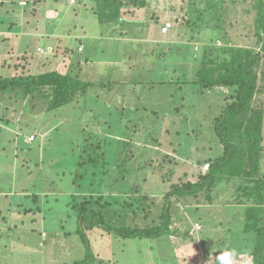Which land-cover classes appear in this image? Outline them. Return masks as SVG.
<instances>
[{"label": "rangeland", "instance_id": "rangeland-1", "mask_svg": "<svg viewBox=\"0 0 264 264\" xmlns=\"http://www.w3.org/2000/svg\"><path fill=\"white\" fill-rule=\"evenodd\" d=\"M19 1L0 0V37L16 34L0 39V76L57 71L72 74L77 84L67 85L70 102L58 109L43 110L41 96L34 102L20 97L19 105L10 95L9 102L0 103V264H73L86 254L81 237L73 233L78 227L74 203L112 217L114 225L157 224L167 193L197 182L222 154L213 123L227 89H199L184 82L199 78L205 47L217 53L228 45L259 50L256 0H221L226 11L215 32L224 37L208 44L201 40L213 27L203 24L200 33H193L190 9L195 5L208 10L205 17L214 16L217 0H147L144 7L125 6L119 22L129 21L127 27L112 19L99 21L101 0H74L73 5L70 0ZM10 24L11 31L6 29ZM133 34L139 41L130 46ZM192 34L198 39L189 44ZM26 36L35 51L28 52L33 53L28 63L18 47ZM257 70L264 88V55ZM46 93L52 95L47 88ZM254 100L264 105V89ZM96 140L105 150L99 164L91 163L89 155L88 143ZM257 177L264 179V159ZM247 184L255 185L224 180L186 197L171 196L170 230L182 233L194 224L187 239L175 235L188 243L174 248L175 257L171 252L167 256L162 245L163 260L217 264L215 256L227 249L222 245L233 235L226 240L227 232L242 229L243 208L251 204L241 190ZM65 231H71L68 238L61 236ZM88 236L94 253L102 249L120 264H149L155 255L148 254L150 245L145 244L155 246L149 238L124 245L114 235L112 243L91 231ZM247 237L238 232L235 239L243 245ZM202 240L211 245L205 249ZM239 250L235 263L246 258Z\"/></svg>", "mask_w": 264, "mask_h": 264}, {"label": "trees", "instance_id": "trees-1", "mask_svg": "<svg viewBox=\"0 0 264 264\" xmlns=\"http://www.w3.org/2000/svg\"><path fill=\"white\" fill-rule=\"evenodd\" d=\"M146 4L147 0H101L98 15L99 21H108L112 19L115 21V24H121V27H127L130 24L129 21L121 20V22H119V18L121 14H123L122 9L125 6L144 7ZM222 5L223 2L217 0L214 5V8H216L214 16L210 15L209 17L204 16V13L208 12L207 9H203L202 11V8L195 5L190 9L193 24H189V26L192 27V29L194 28V30H192L193 33H200L198 29L203 24L207 26L211 25L213 27V30L209 31V37L201 40V42L208 44L209 42H215L217 38L224 37L222 34L217 36L218 33L215 32L221 28L222 22L219 18H221L226 11L225 8L221 7ZM256 10L255 35L257 37L256 44L259 45V50L242 46L236 48L228 45L222 46L223 48L220 47L217 53L214 47H211L210 49L205 47L204 56L199 60V63L201 64L198 73L199 78L192 82H184L185 84L191 83L199 89H212L216 86L227 89L228 94L227 96L225 95L226 102L213 123L214 133L220 144L223 146L222 154L217 156L209 164L206 173L199 175L197 182H188L182 187L174 185L175 187L166 195L167 202H164L161 207L159 213L160 221H158L157 224L150 225L148 223L142 227L137 225L132 226V224L126 225V223L122 225H114L110 221V218L112 217H107L102 214V217L99 216L93 208H87V204L84 202L74 203L72 207L74 206L73 209L77 212L78 227L73 233H76L81 237L83 245L86 248V254L82 259L73 264H94L96 262L97 253H94L91 246L92 243L89 239L88 231L99 236L102 234L103 237L108 234L114 235L115 237L130 239L158 238L163 235L173 234L187 239L190 234L189 229L194 223L191 222V225L188 224L190 228L184 230L182 233L170 230L172 220L170 208L174 203L171 202L170 197H186L199 192L204 186L210 187L214 182L224 180L230 181L234 179L244 180L247 183H255L254 186H250L249 184L246 186L241 185L242 192L247 197V201L251 204L246 208H243V226L242 229L239 227L241 230L237 228V231L248 235V237L245 241L242 240L244 241L243 245H239L237 243L238 239H235V236L237 238L238 232L236 231V233H232V231L229 230L227 232L226 240L230 238V242L226 244V241L221 249H234L236 253H239L242 251L239 249L241 247L243 248L244 252L242 254H244V257L246 258L242 263L235 264H247L248 261H251V264H264V179L259 177L255 178V176H258L260 173L261 164L264 159V105L254 103V95L262 92L264 89L258 84L257 70L260 58L264 55V0H256ZM215 19H217L216 22L214 21ZM3 23L5 24V22L1 23V29ZM12 28V24L6 27L9 31H11ZM13 36L10 34L4 35V37L12 38ZM133 36L135 38L133 42L129 44L130 46H132L134 42L138 43L139 41L136 39V34H133ZM191 36L192 37L188 40L189 44L192 43V40L198 39L195 34H192ZM4 37H0V39L2 38L1 40H3ZM25 39L27 40L26 43L23 45L21 44V46L19 45L18 47L20 50L22 49L21 55H23V59L27 62L33 60L31 58L33 53L28 52L34 51V49L30 48L31 37L26 36ZM225 41L228 43V40ZM12 45L13 44H8V47L10 48ZM134 47L136 46L134 45ZM181 57L183 60H186L188 54L185 53V55H181ZM221 67H224V71L221 70ZM217 72L223 73L214 77V74ZM74 78L75 76L70 73L62 75L57 71H45L37 75H29L28 73L26 75H20L17 73L11 77L0 76V103L2 102L3 104L9 102L10 95H12L13 98L16 97L15 99L17 100L20 97L21 99L26 97L30 102H34L38 99V96H41L40 103L43 102V107H41L43 110L45 109L46 111H49L52 109H58L70 102V100H67V94L70 91V88L67 85H76L77 81L75 80L76 78ZM46 88L48 91H52V95L46 93ZM51 96H53V100L51 99ZM12 102L14 103V101ZM18 102L19 100L15 103ZM33 105L35 106L36 104L32 103L31 110L36 109L33 108ZM3 123L8 124V121L5 120ZM2 130L3 129H0V137L4 131ZM88 141L89 139H87V142ZM88 144L91 149L89 151H92L90 152L91 154H89L91 163H102L105 153L103 142L99 143L98 140H96L95 142ZM31 212H33V210H31ZM38 213H41V211L39 210ZM105 218L108 222L104 220ZM204 222L200 221V224L203 223L202 225H205L206 222ZM44 232L45 231H42L43 234ZM48 233L52 234L50 231H48ZM70 234L71 231H65L61 236L63 238H68ZM231 234L233 235L230 236ZM201 235V232L199 234L197 232V236ZM190 238L191 242H198L196 238ZM44 240H47V237H44ZM239 241L242 243L241 240ZM201 242L203 244V240ZM204 243V248L211 245L210 242L207 243L204 241ZM183 259L186 258L184 257ZM161 263L167 264L163 261H161Z\"/></svg>", "mask_w": 264, "mask_h": 264}, {"label": "crops", "instance_id": "crops-1", "mask_svg": "<svg viewBox=\"0 0 264 264\" xmlns=\"http://www.w3.org/2000/svg\"><path fill=\"white\" fill-rule=\"evenodd\" d=\"M69 3V5H73L70 1L68 2ZM41 3H38V5H40ZM49 11H46V15H47V13H48ZM257 41V40H256ZM110 221L111 222H113V220L110 218ZM105 233V232H104ZM107 234V233H106ZM173 234H168L167 236H168V238L167 237H165V235H163V236H161V237H158V238H149V239H151V240H154V242H155V246L154 245H152L150 242H147L145 245H150V247H149V250H150V252L148 253V254H151L152 252H155V255H154V258H152L150 261H149V264H157V262H155V261H159L158 262V264H162L161 263V261H163V262H165V263H167V264H176L174 261H172V260H166V259H164L163 260V258H162V253H164V252H162L161 253V249L164 247L165 248V251H166V253H167V256L169 255L168 253L169 252H171V255H173L174 257L176 256V254H175V252L173 251L174 250V248H176V249H180V246H182V245H184V247H186L187 245H188V243H186V242H182V240L180 239V238H178V237H175V235H173ZM101 236L103 237V235L101 234ZM174 237L173 239H175V241H170V237ZM110 237V235H108L107 234V236H105L104 237V239L107 241V243L109 242V243H112V241H113V239H111V238H109ZM120 238V237H119ZM122 239V241L124 242L123 244L125 245L126 244V242L127 241H131V240H133L134 238H121ZM143 239H146L147 241H148V239L147 238H143ZM168 239V240H167ZM164 241V242H163ZM164 244V246H162ZM175 244V245H174ZM167 247H169L170 248V251H169V248H167ZM101 249V248H100ZM206 249V248H205ZM181 250V249H180ZM183 250V249H182ZM101 251H102V253H97L96 254V262H101V263H109V264H120V260L118 261V260H115V259H110V258H106L105 257V253L103 252V250L101 249ZM176 251H178V250H176ZM181 254H182V252H180ZM191 253V252H190ZM186 259H189V257L188 258H186ZM184 261V260H183ZM184 262H182V264H183ZM95 264V263H94ZM126 264H130V262L127 260L126 261ZM177 264H180V262L179 263H177Z\"/></svg>", "mask_w": 264, "mask_h": 264}, {"label": "clouds", "instance_id": "clouds-1", "mask_svg": "<svg viewBox=\"0 0 264 264\" xmlns=\"http://www.w3.org/2000/svg\"><path fill=\"white\" fill-rule=\"evenodd\" d=\"M19 4H20V1H19ZM236 256H237V253L234 249L219 250L218 254L215 256V259H216L217 264H235ZM247 264H251V261H248Z\"/></svg>", "mask_w": 264, "mask_h": 264}, {"label": "built area", "instance_id": "built-area-1", "mask_svg": "<svg viewBox=\"0 0 264 264\" xmlns=\"http://www.w3.org/2000/svg\"><path fill=\"white\" fill-rule=\"evenodd\" d=\"M70 2H71V3H74L75 1H74V0H70ZM20 4H21V5H25V4H26V1H25V0L20 1ZM164 29H166V28L164 27ZM166 30H167V29H166Z\"/></svg>", "mask_w": 264, "mask_h": 264}]
</instances>
